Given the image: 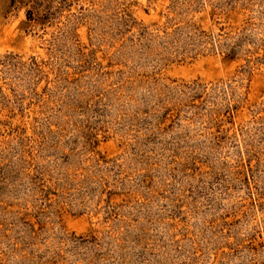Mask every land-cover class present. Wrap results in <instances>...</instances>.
<instances>
[{"label": "rangeland", "instance_id": "1", "mask_svg": "<svg viewBox=\"0 0 264 264\" xmlns=\"http://www.w3.org/2000/svg\"><path fill=\"white\" fill-rule=\"evenodd\" d=\"M0 264H264V0H0Z\"/></svg>", "mask_w": 264, "mask_h": 264}]
</instances>
